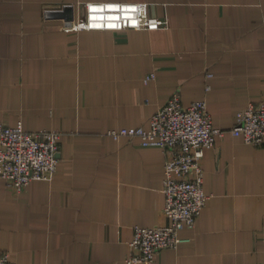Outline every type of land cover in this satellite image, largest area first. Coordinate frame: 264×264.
Returning a JSON list of instances; mask_svg holds the SVG:
<instances>
[{
    "label": "crops",
    "instance_id": "crops-1",
    "mask_svg": "<svg viewBox=\"0 0 264 264\" xmlns=\"http://www.w3.org/2000/svg\"><path fill=\"white\" fill-rule=\"evenodd\" d=\"M94 1H145L169 24L74 31L43 14L64 3L82 13ZM176 92L185 105L206 100L224 129L264 101V0H0V124L63 133L53 178L21 192L0 179V254L18 264H128L136 226L170 223L166 156L108 132L148 128ZM202 165L206 205L154 264L264 262V146L227 132Z\"/></svg>",
    "mask_w": 264,
    "mask_h": 264
},
{
    "label": "built area",
    "instance_id": "built-area-1",
    "mask_svg": "<svg viewBox=\"0 0 264 264\" xmlns=\"http://www.w3.org/2000/svg\"><path fill=\"white\" fill-rule=\"evenodd\" d=\"M43 14L45 18H61L63 26L74 31L154 30L169 24L167 17L152 14L150 3L145 1L87 2L82 13L74 4L64 3L58 7L45 6ZM153 78L155 73L152 72L146 81ZM227 132L242 136L248 143L264 146V101L250 103L238 112L236 124L224 129L214 125L206 100L198 99L185 105L180 92H176L153 114L148 128L131 126L108 132L115 138L139 137L144 145L163 148L166 156L164 213L170 223L136 226L128 264H154L161 250L179 246L183 240L181 228L196 225L208 199L204 190L202 159L205 150L214 146L218 136ZM62 134L60 130L30 131L25 129L22 121L14 126L0 124V179L6 180L15 192H21L34 179L53 178L58 170ZM0 264L18 263L9 252H2Z\"/></svg>",
    "mask_w": 264,
    "mask_h": 264
}]
</instances>
